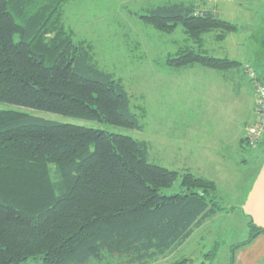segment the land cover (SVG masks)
<instances>
[{
	"label": "trees",
	"instance_id": "1",
	"mask_svg": "<svg viewBox=\"0 0 264 264\" xmlns=\"http://www.w3.org/2000/svg\"><path fill=\"white\" fill-rule=\"evenodd\" d=\"M69 1L0 0V264H152L232 209L217 202L213 182L151 163L144 141L31 114L28 109L141 127L125 85L99 68L93 45L75 42L63 24ZM142 19L166 34L182 26L198 45L170 56L171 68L244 69L204 50V35L217 32L224 41L240 30L212 11L166 3ZM262 46L264 58V36ZM260 63L257 77L264 85ZM254 145L264 154V129ZM179 178L181 192L165 195ZM248 227L251 237L238 248L264 235L252 221Z\"/></svg>",
	"mask_w": 264,
	"mask_h": 264
},
{
	"label": "rangeland",
	"instance_id": "2",
	"mask_svg": "<svg viewBox=\"0 0 264 264\" xmlns=\"http://www.w3.org/2000/svg\"><path fill=\"white\" fill-rule=\"evenodd\" d=\"M168 2L178 0H70L63 11V24L73 32L75 42L86 41L93 45L98 67L125 85L139 117V129L28 110L52 121L102 129L144 141L151 163L180 173L188 170L213 182L217 202L232 210L218 213L196 230L176 253L152 264H173L181 259L191 263L226 264L229 260L224 258H231L234 246L251 237L248 220L236 211L239 209L236 203L244 173L255 168L264 155L262 147L252 144V131L259 117L256 88L254 84L249 88L255 94L251 109V95L242 80L234 79L227 84L221 80L220 87L227 85L232 93L241 96L235 102L231 99L224 106L208 109L209 95L212 99L216 95L220 100L221 96L225 99L221 93H225L226 87L211 94L210 84L216 85L214 78L222 77L220 74H230L232 78L239 70L226 73L212 70L213 80H208L209 69L197 65L180 69L169 67L167 60L181 48H199L186 37L182 26L166 34L142 19L152 7ZM216 5L228 9L222 18L239 26L240 30L224 41L216 39L217 32L204 35V50L215 57H231L249 64L247 66L256 69H253L256 74L261 73L264 0L233 1L232 5L217 0ZM242 70L251 80L249 69L244 67ZM249 78L244 80L248 84ZM242 138L245 144H242ZM181 182L179 178L163 193L181 192ZM211 253L214 256H209ZM39 262L31 259L22 264ZM91 262L100 264L95 260ZM102 264L128 263L125 259H108Z\"/></svg>",
	"mask_w": 264,
	"mask_h": 264
},
{
	"label": "crops",
	"instance_id": "3",
	"mask_svg": "<svg viewBox=\"0 0 264 264\" xmlns=\"http://www.w3.org/2000/svg\"><path fill=\"white\" fill-rule=\"evenodd\" d=\"M192 2H185L190 4L197 5L202 11H212L216 14H218L222 18V14L228 12V9H220L219 6L216 5L217 0H208L206 1H200V0H191ZM233 1L237 0H218V2H225L228 5H232ZM178 2H184L181 0H178ZM239 2V1H238ZM172 3V2H168ZM175 3V2H173ZM231 3V4H230ZM199 4H202V7H200ZM230 8V6H229ZM236 33H233L229 35L228 37H231L235 35ZM227 37V38H228ZM226 38V40H227ZM230 59L231 58L229 57ZM261 58L259 59L260 62ZM237 61V60H236ZM244 67L249 64H243ZM193 68V67H190ZM212 70H208V80H213L212 77ZM238 73V74H237ZM236 76L230 78L229 75H222V77L214 78L216 81V85H211V94L218 93L222 89H225V93H221L222 95H225V99L221 100L219 99V96L216 95V98L212 99V95L208 96V109L209 108H218L219 106H224L228 101L231 99L235 102L239 97L241 96L240 93L235 94L230 91L229 86L220 87L219 83L221 80L225 81V84H227L229 81L237 79L242 80L244 84L246 85L247 89L250 88L252 85V82L250 78L248 77L246 71L237 72ZM240 74H242L240 76ZM248 79L250 84L246 83L244 80ZM253 88V86H252ZM250 95H251V105L253 109V101L255 98V94L253 95L252 91L249 89ZM244 95V92L242 93ZM241 105V100L238 102V106ZM256 122V121H255ZM246 135V133H245ZM243 139V138H242ZM260 163L252 169H248L244 173V179L243 183L240 184V192L238 194V203L237 206L239 207L238 210H236L238 213H240L242 216H244L248 221H252L254 225L258 228L264 229V155L259 161ZM226 261H230L232 259V255L230 259L224 258ZM226 262V264H230V262ZM233 264H264V235H259L255 238V240L248 246L237 248L234 252V260Z\"/></svg>",
	"mask_w": 264,
	"mask_h": 264
},
{
	"label": "built area",
	"instance_id": "4",
	"mask_svg": "<svg viewBox=\"0 0 264 264\" xmlns=\"http://www.w3.org/2000/svg\"><path fill=\"white\" fill-rule=\"evenodd\" d=\"M247 69H249L250 77L254 81V86L256 88V105L259 117L261 118L258 120L257 124L254 125L255 129L252 131V144H255L264 128V85L258 80L256 72L253 71L250 66H247Z\"/></svg>",
	"mask_w": 264,
	"mask_h": 264
},
{
	"label": "water",
	"instance_id": "5",
	"mask_svg": "<svg viewBox=\"0 0 264 264\" xmlns=\"http://www.w3.org/2000/svg\"><path fill=\"white\" fill-rule=\"evenodd\" d=\"M235 249H236V248H234V249H233V254H232V256H233V259H234V252H235Z\"/></svg>",
	"mask_w": 264,
	"mask_h": 264
}]
</instances>
